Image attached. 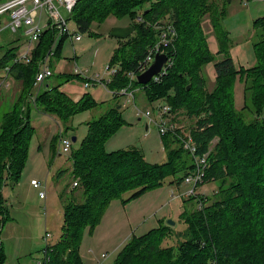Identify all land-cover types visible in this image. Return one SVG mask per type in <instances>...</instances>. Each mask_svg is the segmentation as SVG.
I'll return each mask as SVG.
<instances>
[{
	"label": "trees",
	"instance_id": "obj_1",
	"mask_svg": "<svg viewBox=\"0 0 264 264\" xmlns=\"http://www.w3.org/2000/svg\"><path fill=\"white\" fill-rule=\"evenodd\" d=\"M108 15L128 16L134 28L129 37L118 40L111 56L109 64L117 68L107 88L114 92L127 86L129 71L141 69L138 63L157 37L152 24L168 19L175 25L176 38L168 51H172V63L167 73L159 82L141 84L134 80L132 86H140L149 101L163 97L172 112L182 109L195 119L186 133L192 136L197 154L207 152L204 179L199 185L216 183V190L207 198L197 191L182 199L190 208L184 206L181 218L186 229L176 251L173 246L160 247L165 226L132 237L113 264H264V15L252 22L256 63L246 68H236L225 50L228 42L220 26L224 12L215 0H77L70 19L76 30L84 33L93 20L101 22ZM205 15L220 44L214 56L202 28ZM65 38L58 40L53 54L60 52ZM52 40L53 31L44 30L28 63L8 64L16 54V45L0 54V69L9 65V75L18 82L13 98L2 101L6 109L0 115V172L5 169L12 182L20 178L26 163L34 131L29 116L33 108L56 116L68 130L73 115L97 104L91 95L74 101L58 85L49 83L34 101L30 99L39 62ZM217 56L222 57L215 61ZM210 60H214L216 76L214 86L207 89L203 67ZM236 79L243 84L244 99L250 101L253 117L248 120L234 108ZM118 96L113 93L114 99ZM117 101L87 121V132L71 156V171L80 181L74 180L81 192L64 205L61 234L51 246L47 264H82V229L97 224L112 198L127 191L132 192L130 198L139 197L166 179L178 186L194 170V157L182 147L179 135L185 133L179 128L161 135L166 154L162 163L146 161L137 150L106 151L104 142L124 123ZM66 130L64 127V134ZM0 213L7 217L1 196ZM5 259L0 242V264Z\"/></svg>",
	"mask_w": 264,
	"mask_h": 264
},
{
	"label": "rangeland",
	"instance_id": "obj_2",
	"mask_svg": "<svg viewBox=\"0 0 264 264\" xmlns=\"http://www.w3.org/2000/svg\"><path fill=\"white\" fill-rule=\"evenodd\" d=\"M246 1H248L247 4H244L242 0H215L217 8L220 12H224L220 26L228 42L225 50L232 56L236 68L241 66L246 68L256 63V55L251 42L254 38L252 22L257 16L264 14V0ZM46 20V15L43 14L42 23ZM131 21L128 16L120 18L114 15H108L101 22L93 20L88 32L80 33V40L70 41L66 37L60 52L48 56L46 63L50 65L52 75L46 78L45 82L58 85L59 90L74 101L84 95H91L101 106L96 107L95 105L91 109L73 115L67 123L68 130H66V124L56 116L35 108L30 111V122L34 131L29 141L27 159L20 178L12 182L6 177L5 169L0 172V196L2 205L7 211L6 218L0 213V242H2L6 255L3 264H27L25 263L27 261L29 264L32 262L34 264L36 258L42 254L45 246L43 236L47 231L51 233L50 243L53 244L58 240L63 224L64 205L71 198H77L75 196L81 192L78 185H73L74 180L80 181L71 171V156L79 148L87 132V121L98 117L106 109L114 106L117 100L121 105L120 113L124 123L106 139L105 150L108 152L137 150L150 163H162L166 160L161 134L156 125L149 124L148 119L138 113V111L155 109L165 102L164 98H154L149 101L143 89L137 86L133 92L134 102L123 104L128 97L118 96L114 99L111 92L96 82L103 75L104 67L110 63L117 45L115 37L110 36L112 28L116 25L127 24V22L131 23ZM211 24L209 16L205 15L202 28L206 35L208 49L214 56L220 44L218 35ZM0 26V54L6 47L13 46L8 41L15 39L16 36H19V40L15 42L16 54L24 53L28 42L21 36L22 29L13 33L4 24L1 23ZM69 26L71 30H76L75 23L71 19ZM173 26L175 28V25ZM36 43L37 41L32 43V50ZM221 57L217 56L215 61L220 60ZM213 61L210 60L203 67L207 89H211L215 83ZM79 67L83 70L84 76L89 79L91 83L89 86L84 85L82 76L79 75L80 71H77ZM2 73L0 69V107H2L0 115L6 109V103H2V100L7 102L14 96L11 93L10 97L9 87H5L6 83L11 82V77L1 82ZM97 74L99 77L96 76ZM105 77L108 79L109 76ZM187 86L186 88L189 89V85ZM242 89L243 84L236 79L234 108L236 112L244 114V118L248 120L253 117V114L250 101L248 98L244 99ZM35 91L36 88L33 87L32 92ZM174 110L172 112L170 107L169 117L181 128V132H188L189 127L194 125L195 119L186 116L182 109ZM262 113L264 117V109ZM153 118L159 119L158 114L155 113ZM146 124L148 130L145 129ZM64 127L65 136L67 135L72 142L68 152H62L58 139L56 140V135L60 132L64 133ZM72 137L76 140L72 141ZM31 180L39 182L41 187H34ZM41 190L45 192L44 198L39 197ZM188 190L189 186L184 182L175 186L166 179L161 186L147 190L139 197L130 198L132 192L127 191L109 200L97 224L86 225L82 229L79 246L82 264H113L119 251L132 237H138L151 229L165 226L168 227L165 229L160 247L173 246L176 251L177 246L184 239L182 234L186 229L181 216L184 206L190 208L182 202V199L186 197L183 194ZM197 190L200 195L207 198L216 190V183H204ZM171 191H174V196L171 195ZM257 202L261 204L260 201ZM168 220L173 221L174 224H169ZM31 245H33L32 256L30 252L25 254ZM174 251L176 255L177 252ZM102 254H106V257H101Z\"/></svg>",
	"mask_w": 264,
	"mask_h": 264
},
{
	"label": "built area",
	"instance_id": "obj_3",
	"mask_svg": "<svg viewBox=\"0 0 264 264\" xmlns=\"http://www.w3.org/2000/svg\"><path fill=\"white\" fill-rule=\"evenodd\" d=\"M77 0H4L0 1V25L1 23L5 25L6 28L10 29L11 32L16 33L19 29H22V37L28 42L27 49L22 54H15L8 64L14 63H28L30 60V52H32L31 45L33 42L39 40L42 32L46 29H51L53 31V40L48 49L46 55L39 62V68L35 73L33 80V87L36 91L30 96L32 101L35 100L37 94L41 91V87L44 88V82L46 78L52 75V70L46 63L48 56L52 55L54 52L55 43L62 37H68L70 41L80 40L81 34L77 30H71L69 26V21L72 13V9ZM244 4L248 1L242 0ZM46 15V22L42 23V16ZM1 27V26H0ZM152 27L157 31V37L154 42H152L146 49L144 57L139 61L138 64L140 70H131L128 72V84L126 87L114 92L107 88V83L109 82L111 76L116 72V68L113 65L107 64L102 72V76L96 80L98 84L103 85L104 88L109 90L112 94L115 93L119 96L128 97L123 103H133L134 102V89L132 82L137 80V75L145 71L148 66L153 62L154 57L158 53H164L166 55V61L163 63L159 72L151 77L150 80L154 82H159V80L167 73L168 68L172 63V51L168 54V51L173 49V42L176 38V30L173 24L169 21H161L160 23L152 24ZM10 66L6 65L3 69L1 82H5L9 75ZM76 70V66H75ZM79 75L84 79V85L89 86L91 83L80 68L77 69ZM108 75V79L105 77ZM99 77V74L96 75ZM8 86L6 83L5 87ZM154 114L157 113L159 119L153 118ZM149 121V124H155L159 133L161 135L168 132H174L176 129H180L169 117L170 107L164 102L160 104L155 109L145 110L144 112L138 111ZM61 131V130H59ZM182 147L188 151L194 157V170L187 174L184 178V183L189 186V190L183 194V196L195 195L197 189L203 182L204 172L206 167L207 152L203 154L196 153V145L189 133L179 135ZM58 143L60 150L62 152H68L72 146L71 140L68 136L62 132L59 134ZM31 184L34 187H41V184L35 180H31ZM76 181L73 182L75 186ZM174 191H171V195L174 196ZM39 197L44 198L45 192L39 191ZM201 204L199 203V207ZM51 233L49 231L45 232L43 239L45 241V246L42 249V254L40 257L36 258L34 264H47L50 257V251L52 243H50ZM101 257H106V254H102Z\"/></svg>",
	"mask_w": 264,
	"mask_h": 264
},
{
	"label": "crops",
	"instance_id": "obj_4",
	"mask_svg": "<svg viewBox=\"0 0 264 264\" xmlns=\"http://www.w3.org/2000/svg\"><path fill=\"white\" fill-rule=\"evenodd\" d=\"M0 1H4V0H0ZM262 12V11H261ZM264 15V14H263ZM260 16V15H259ZM258 17V16H257ZM120 21V20H119ZM134 28H133V26H132V24L131 23H128L127 22V24H123V25H116L115 27H113L112 28V31L110 32V36H113V37H115V39H116V41H117V43H118V40L119 39H126L127 37H129L131 34H132V32L134 31L133 30ZM19 38V36H16V38L15 39H18ZM21 38V37H20ZM15 39H13L12 38V40L11 41H8L9 43H10V45L12 44V45H15ZM64 41V40H63ZM7 42V43H8ZM8 43V44H9ZM63 43V42H62ZM56 45H57V43H55V47H56ZM117 46V45H116ZM54 47V48H55ZM17 50V49H16ZM2 52H3V50H2ZM48 65V64H47ZM48 66H50V65H48ZM75 66H77V64L75 65ZM49 68H51V67H49ZM80 68V67H79ZM80 70H82L81 68H80ZM83 71V70H82ZM10 76V75H9ZM8 76V77H9ZM8 77H7V79H8ZM11 77V76H10ZM83 81H84V79H83ZM48 83L47 82H45L44 83V87L47 85ZM18 82L16 81V80H14L12 77H11V82L10 83H8V86L7 87H9V90H10V92H9V95H10V97H11V93L12 94H14L15 95V93L16 92H18L17 90H18ZM106 89V88H105ZM107 90V89H106ZM108 92H110L109 90H107ZM94 98V97H93ZM95 100V99H94ZM3 101V100H2ZM96 101V100H95ZM96 103H97V101H96ZM98 106H101L99 103H97L96 104V107H98ZM95 107V106H94ZM145 129H149L148 128V126H147V124L145 125ZM75 140H76V138H75ZM200 187H202V185L200 186ZM200 187H198V188H200ZM32 247H33V245H31V246H29V248L25 251V254H28L29 252H30V256H32L31 254V250H32ZM38 251V250H37ZM33 258V257H32ZM25 263H27V264H29V261H27V262H25ZM32 264H33V262H32Z\"/></svg>",
	"mask_w": 264,
	"mask_h": 264
},
{
	"label": "water",
	"instance_id": "obj_5",
	"mask_svg": "<svg viewBox=\"0 0 264 264\" xmlns=\"http://www.w3.org/2000/svg\"><path fill=\"white\" fill-rule=\"evenodd\" d=\"M165 61L166 55L164 53L156 54L153 62L148 66V68L137 75V81L141 84H146L147 82H149L151 77L159 72L160 68L162 67ZM71 139L72 141H75V137H72ZM167 222L169 224H174V222L171 220H168Z\"/></svg>",
	"mask_w": 264,
	"mask_h": 264
}]
</instances>
